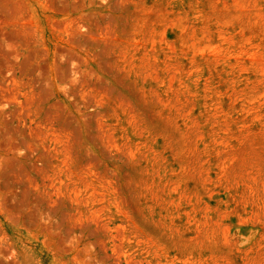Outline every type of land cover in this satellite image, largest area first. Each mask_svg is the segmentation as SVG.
Returning <instances> with one entry per match:
<instances>
[{
  "label": "rangeland",
  "instance_id": "374dc122",
  "mask_svg": "<svg viewBox=\"0 0 264 264\" xmlns=\"http://www.w3.org/2000/svg\"><path fill=\"white\" fill-rule=\"evenodd\" d=\"M0 264H264V0H0Z\"/></svg>",
  "mask_w": 264,
  "mask_h": 264
}]
</instances>
